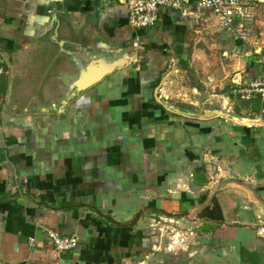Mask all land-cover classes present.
<instances>
[{
  "label": "crops",
  "instance_id": "0c3cea01",
  "mask_svg": "<svg viewBox=\"0 0 264 264\" xmlns=\"http://www.w3.org/2000/svg\"><path fill=\"white\" fill-rule=\"evenodd\" d=\"M238 26L0 0V264H264V104L232 93L264 58V0ZM214 204L222 224L202 217Z\"/></svg>",
  "mask_w": 264,
  "mask_h": 264
},
{
  "label": "built area",
  "instance_id": "2783aa9c",
  "mask_svg": "<svg viewBox=\"0 0 264 264\" xmlns=\"http://www.w3.org/2000/svg\"><path fill=\"white\" fill-rule=\"evenodd\" d=\"M260 3L261 0H125L128 24L135 30L154 27L159 22L162 9L174 10L183 17L206 10L213 12L236 39H244L238 25L244 21L245 12L260 6ZM255 63L259 72L251 77L249 83L235 86L232 93L240 101L259 99L264 104V58L257 59ZM6 73V60L0 48V78ZM48 235L57 254L74 251L79 246L78 237H63L51 231ZM30 245L34 248L35 239L30 240Z\"/></svg>",
  "mask_w": 264,
  "mask_h": 264
},
{
  "label": "rangeland",
  "instance_id": "374dc122",
  "mask_svg": "<svg viewBox=\"0 0 264 264\" xmlns=\"http://www.w3.org/2000/svg\"><path fill=\"white\" fill-rule=\"evenodd\" d=\"M203 11V10H202ZM47 62L48 61H46L45 62V64L47 65ZM188 77V80H185V78L184 79H181L180 77H177L176 75L173 77V78H171L173 81H174V83H175V81H178L180 84L181 83H183V80H184V85L186 86V83H188V85H190V84H195V82L194 81H196V78H195V76H187ZM195 78V79H194ZM177 79V80H176ZM189 81V82H188ZM191 86V85H190ZM40 95H41V97L43 98V99H45L43 96L46 94L45 92H43V91H40V92H38ZM188 95H191L190 94V92H189V94ZM235 97V96H234ZM236 98V97H235ZM173 99H175L173 102V105L176 107V106H178V107H180V108H185V106L186 107H188L189 108V110H191L192 108H194L192 105H189V104H182L181 103V101H184L185 103H189L190 101H192V99L191 98H189L188 99V97H186L185 96V93L184 94H182L181 92L179 93H177L176 94V98H173ZM236 99H238V98H236Z\"/></svg>",
  "mask_w": 264,
  "mask_h": 264
},
{
  "label": "trees",
  "instance_id": "16d2710c",
  "mask_svg": "<svg viewBox=\"0 0 264 264\" xmlns=\"http://www.w3.org/2000/svg\"><path fill=\"white\" fill-rule=\"evenodd\" d=\"M3 77H1L0 80ZM202 217L206 219L207 221H213L218 224H222L224 221L221 209L218 204H214L213 208H210V206L206 207L203 210Z\"/></svg>",
  "mask_w": 264,
  "mask_h": 264
}]
</instances>
